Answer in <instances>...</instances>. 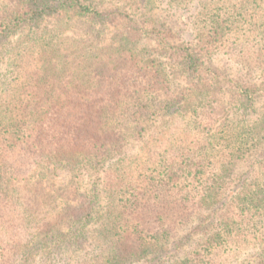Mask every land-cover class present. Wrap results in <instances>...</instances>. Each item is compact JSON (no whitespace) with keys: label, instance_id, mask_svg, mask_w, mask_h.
Masks as SVG:
<instances>
[{"label":"trees","instance_id":"16d2710c","mask_svg":"<svg viewBox=\"0 0 264 264\" xmlns=\"http://www.w3.org/2000/svg\"><path fill=\"white\" fill-rule=\"evenodd\" d=\"M155 7L0 0V264H130L164 250L171 228L157 182H173L179 165L197 182L184 205L202 211L241 181L235 218H204L209 233L217 224L206 243L229 246L228 257L253 246L247 259L264 264V47L254 66L247 60L264 29L261 5L203 3L195 40L164 29ZM228 44L241 61L232 72L217 59ZM250 159L252 178L235 175ZM142 163L163 171L143 184ZM147 208L159 229L145 241ZM160 256L155 248L149 261ZM194 259L204 262L185 255L169 264Z\"/></svg>","mask_w":264,"mask_h":264},{"label":"rangeland","instance_id":"374dc122","mask_svg":"<svg viewBox=\"0 0 264 264\" xmlns=\"http://www.w3.org/2000/svg\"><path fill=\"white\" fill-rule=\"evenodd\" d=\"M156 2L155 10L153 14H155L156 18H159L161 22H164L166 26L164 29H168L169 27L173 28V32L178 35L179 39H193L195 40L196 35L198 34L196 27L194 25L195 20L199 17L198 13L203 10V3L209 4V6H213L219 8L221 6H226L230 2H236L240 0H180L183 3L180 5L173 4L171 0H154ZM248 3V5H261L260 15L264 18V0H244ZM212 2H216L213 3ZM222 14L224 18L233 19V11H227L226 9L222 10ZM206 14L199 18H204ZM238 17L241 18L239 15ZM264 22V19L263 21ZM232 33V32H230ZM259 45L264 47V29L261 31V35L252 39L251 46L249 48L251 58H247L252 63V66L255 65V53L259 50ZM228 44L224 45L220 52L217 55L218 62L224 65L230 72L235 70L236 66L241 63L240 59L236 57V54H232L233 48ZM231 51L229 54L228 52ZM166 62V58L162 59ZM231 74V73H228ZM243 74V72L241 73ZM243 78V77H242ZM224 106H228V96L224 95L222 99ZM174 124V121L171 123V127ZM170 127V128H171ZM161 130V125L157 124L151 127V131L158 135ZM156 135V137H157ZM133 149L131 152L136 150ZM167 155L174 154V150L170 149L168 151L164 150ZM138 153V152H137ZM133 158V153L130 155ZM139 161H145V154L139 155ZM254 163L253 159H250L246 163H238L235 167V175L245 174L249 177L251 174V166ZM138 164V163H137ZM137 164L131 163V168H134ZM143 164L144 171L141 173V179L143 180V184H146L147 181L157 176L159 177V173L163 171L162 164L154 163V164ZM179 167V175L174 178V181L163 185L157 182L158 190L157 192L160 194L161 199H163L162 204L165 205V209L167 212V217H165V224L170 226L171 231L169 232V239L171 241L170 244H167L164 250L161 251L160 247H155L161 252L160 259L161 260H150L152 255H154L153 248L150 252L149 257L146 256L144 259H134L130 262V264H169L175 258H179L185 255H189L191 257H201L204 262L200 263L199 259H194L190 264H244L249 263L247 258L251 259V254L255 251L253 246H242L240 255H233L228 257V253L226 250H229L228 247H221L222 250L217 248H210L206 243V237L213 234L217 231V224L214 222L213 229L210 231L203 224L204 218L210 214L213 210H216L219 213H225L230 217H234L233 213V201L235 200V196L237 195L238 189L240 188L241 181L239 179L232 180L229 184V189L227 191L226 197L223 201L216 205L213 210L206 209L202 211L200 207L194 204V208L189 207L188 205H184V201L182 200V196L184 195V191L190 190L193 195L197 193V182L186 179L187 168L185 166H175V169ZM195 170V168H194ZM251 181L248 180L247 183ZM177 186H174V184ZM189 185V186H188ZM182 186H188V189H184L180 194H174L178 188L180 189ZM193 190V191H192ZM192 195V196H193ZM126 196V195H124ZM123 196H120V198ZM225 202V203H224ZM155 210L156 205H152ZM150 209H145V213L147 215V224H145L146 230L152 229L142 234L143 240H151V235L154 234L159 226L155 219H149ZM235 218V217H234ZM253 228H250L246 231L248 236L254 238L252 234ZM245 237L246 235H243ZM217 246V245H215ZM218 247V246H217ZM152 254V255H151ZM77 256V253L72 254Z\"/></svg>","mask_w":264,"mask_h":264}]
</instances>
